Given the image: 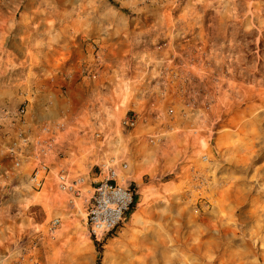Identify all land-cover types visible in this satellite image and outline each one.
<instances>
[{"label":"rangeland","instance_id":"obj_1","mask_svg":"<svg viewBox=\"0 0 264 264\" xmlns=\"http://www.w3.org/2000/svg\"><path fill=\"white\" fill-rule=\"evenodd\" d=\"M109 18L112 28L143 31L145 50L124 67L137 69L135 78L115 83L118 69L108 80L109 65L91 58L74 70L69 97L38 80L49 62H78L81 49L108 44ZM8 89L0 110L26 108L23 129L75 119L83 156L78 170H63L86 183L80 197L70 196L75 211L57 217L54 239L42 228L16 236L0 220V264H118L115 252L131 255L123 264H264V0H0V91ZM111 100V115L96 113L95 103ZM131 112L157 128H123ZM109 128L131 159L122 161L120 184L134 199L98 245L85 220L97 166L109 160ZM145 157L155 160L148 169ZM223 195L242 203L219 212ZM133 213L136 244L128 245L121 234Z\"/></svg>","mask_w":264,"mask_h":264},{"label":"crops","instance_id":"obj_2","mask_svg":"<svg viewBox=\"0 0 264 264\" xmlns=\"http://www.w3.org/2000/svg\"><path fill=\"white\" fill-rule=\"evenodd\" d=\"M111 21L112 20L109 18L110 28H112ZM142 34L143 31L140 29H131L123 26L109 29L108 44H102L98 47L91 46L90 48H85V50L81 49L83 56L80 61L78 60V62L74 59H69V56L65 57L63 60L56 59L57 61H51L48 63L49 67H44L43 74L37 78L43 84L56 83L55 86L58 87H53L55 94L63 98L69 97L72 93V89L78 81L76 80L74 70H76V68L80 69V67L85 69V67H88L89 65V60L94 58L93 60L95 62H103V64L109 65L111 75L108 80L117 79V71L119 69V81L114 82L120 83V81H128L132 77L135 78V75L138 72L136 69L133 74H130L129 71L124 70V67L129 68L128 57L131 53H134L135 51L137 52L140 47H142L141 50H145V45L140 46L142 44L140 43V37L143 36ZM112 37H117L116 41L113 42ZM129 39H134L135 42L132 44L129 42ZM80 73V76L82 77L84 72L81 70ZM97 77L99 78L100 75L98 74ZM83 79L89 80L87 77ZM96 79L97 78H95V80ZM11 94L12 92L10 89L0 91V98L6 99ZM31 94L34 99V92ZM113 101L115 100L109 101V105L107 103H95L97 105L95 106L96 113L101 114L102 112L109 110V115H111L115 105ZM133 106L132 103H128L126 105L127 108H131ZM138 108H140V106H138ZM126 112L127 110L124 111L125 114ZM124 118L125 117H123L122 120ZM150 120L151 119L148 117L145 118V127H143V129L140 128V132L142 134L147 133L151 130V128H157L156 125L151 126ZM58 122L61 121H53V123ZM74 122L75 119L72 122L70 121V123L66 125L64 131L59 134V153L48 157V165L50 166L51 172L39 190L34 189V185L30 181L34 161L28 157L30 155L29 149H25L26 157L21 158L19 160V166L15 167L14 161L8 154V148L12 142L17 140V134L9 132L5 128L0 130V220L5 227L7 224L15 227L17 230L16 233H18L16 236L22 234L25 236H32L35 228L47 230L51 220L56 219L59 216L66 217L68 214L75 211L73 203L74 200H72L69 195L61 193L57 190L55 178L56 173L63 168L68 170L73 169L75 172L78 170V166L82 160L83 146L80 145L79 140H81V138L78 136L77 132L74 131ZM0 123L4 125L2 122ZM112 123H110V125H112ZM29 130L33 133V129L30 127L23 129L25 132H28ZM111 135V129L109 128V159L117 160V158H120L121 162L126 161L127 159L131 161L129 155L124 151V149H122V151L118 150V145H115L111 140ZM134 136L135 135H132V137ZM128 144H126L127 149H130L135 145L133 140L131 143L128 141ZM130 144L133 146H130ZM103 158L104 157H102L101 154H94V156H92V159L96 161H101ZM152 161L154 162L155 160H152L151 157H145L143 160L144 168L148 169ZM139 216L140 215L138 213H133L129 218L130 224L127 226L128 228L121 234V237L125 239V241L127 239L128 245L136 244L131 241V238L136 236L135 231L138 227ZM19 229L21 232H19ZM60 232H62V229ZM122 241L123 240H121L120 244ZM113 256L118 261V264H123L125 260L132 258L131 255L120 252H115Z\"/></svg>","mask_w":264,"mask_h":264},{"label":"built area","instance_id":"obj_3","mask_svg":"<svg viewBox=\"0 0 264 264\" xmlns=\"http://www.w3.org/2000/svg\"><path fill=\"white\" fill-rule=\"evenodd\" d=\"M96 75H92L95 79ZM26 121V108L0 110V130L6 129L17 134V140L10 144L8 154L14 161V166H19V160L26 157V150L29 149V156L34 161L30 181L33 188L39 190L43 182L50 174L48 157L59 153V134L64 131L65 123H43L38 127H33L28 132L23 131ZM144 122L142 116L131 112L126 116L121 125L128 130L135 129ZM8 134V133H7ZM60 156V155H59ZM204 160H207L204 158ZM127 169L124 162L118 163L114 159H109L97 166L98 174L90 204L86 210V233L90 240L96 244H104V241L117 231L124 223L126 214L132 207L134 193L127 187L120 184L123 179L120 172ZM56 187L61 193L71 197H80L85 186V179L82 177L72 178L63 169L56 175ZM61 226L59 218L50 221L47 228V235L50 239L55 238L56 231Z\"/></svg>","mask_w":264,"mask_h":264},{"label":"bare ground","instance_id":"obj_4","mask_svg":"<svg viewBox=\"0 0 264 264\" xmlns=\"http://www.w3.org/2000/svg\"><path fill=\"white\" fill-rule=\"evenodd\" d=\"M220 199L217 200L218 201V205L216 208H218L217 210L223 211L222 209H224L225 207H227L228 209H230V207H238L239 205H241L242 200L239 197H234L232 198L230 195H223L219 197ZM218 212V213H219ZM216 219H219V217H216Z\"/></svg>","mask_w":264,"mask_h":264},{"label":"trees","instance_id":"obj_5","mask_svg":"<svg viewBox=\"0 0 264 264\" xmlns=\"http://www.w3.org/2000/svg\"><path fill=\"white\" fill-rule=\"evenodd\" d=\"M131 210H132V208H131Z\"/></svg>","mask_w":264,"mask_h":264}]
</instances>
